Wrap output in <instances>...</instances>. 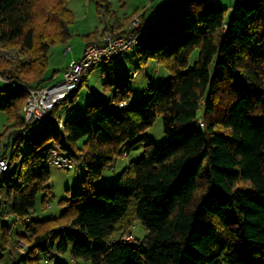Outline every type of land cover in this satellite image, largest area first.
Masks as SVG:
<instances>
[{
    "label": "trees",
    "instance_id": "16d2710c",
    "mask_svg": "<svg viewBox=\"0 0 264 264\" xmlns=\"http://www.w3.org/2000/svg\"><path fill=\"white\" fill-rule=\"evenodd\" d=\"M95 1L98 14L115 17L109 0ZM66 3L0 0L1 39L28 56L0 58V81L15 83L0 87L8 92L0 109L14 120L5 134L12 154L0 206L10 202L24 227L17 240L28 243L26 254L12 246L16 263L47 264L42 254L52 259L68 251L90 264H264V0H239L228 11L209 0H167L152 19L143 11L136 54L167 69L164 81L149 85L136 103L126 86L107 101L95 93L81 116L60 125L59 108L75 104L80 85L50 110L31 135L30 152L11 168L24 133L34 131L20 116L26 87L52 78L56 70L45 76L49 49L71 37L74 15ZM116 25L84 34L85 45ZM222 92L229 102L221 111L215 99ZM122 100L128 106L113 107ZM157 116L168 140L160 146L146 134ZM138 143L143 155L95 186ZM50 146L70 156L72 166H84L81 186L60 200L58 215L29 219L37 196L44 204L50 194ZM137 220L146 233L123 243L120 236Z\"/></svg>",
    "mask_w": 264,
    "mask_h": 264
},
{
    "label": "rangeland",
    "instance_id": "374dc122",
    "mask_svg": "<svg viewBox=\"0 0 264 264\" xmlns=\"http://www.w3.org/2000/svg\"><path fill=\"white\" fill-rule=\"evenodd\" d=\"M167 0H111V6L114 10V15H135L138 12L146 11L147 16H151L162 3ZM220 4L225 7L227 11L230 7L239 0H209ZM67 7L73 12L74 21L71 26V37L68 40L69 46L65 49V43L53 44L49 49L48 64L45 76L49 77L54 70L59 73L65 63L72 58L73 49L83 44V35L87 34L94 29L98 31L102 30V23L108 19L114 18V16H108L105 13L98 14L96 12V1L95 0H67ZM116 12V13H115ZM116 16V15H115ZM133 16L130 18L132 19ZM128 21V28H129ZM109 30H119L109 29ZM128 31V30H127ZM125 32V31H124ZM119 31V33H124ZM100 33V32H99ZM104 33V32H103ZM97 40V39H96ZM94 40V41H96ZM92 42V41H91ZM90 43V42H89ZM88 44V43H87ZM67 45V44H66ZM65 49V50H64ZM137 44L133 45V48L126 52L125 56L119 60H107L105 62L97 64L91 68L86 74L81 86L78 89V94L75 104L80 106V110L76 113L63 114V119H72L81 116L87 104L93 98V94L97 93L98 98L107 101L112 98V95L116 91L117 86H126L132 89V93L129 97L131 103H136L138 100L143 98L144 92L147 90L149 85L157 86L161 84L164 79L161 76H168V71L163 66L158 65V69L153 68L156 63L153 59L148 60L146 63H141L136 54ZM81 56V54H80ZM80 56H78L80 58ZM198 56V48H195L189 56V65H191ZM78 58V59H79ZM77 60V59H75ZM74 61V60H73ZM138 69V74L133 75V71ZM137 72V71H136ZM145 80V81H144ZM147 81V83H146ZM144 82V83H143ZM7 82L0 81V87H6ZM8 97V92L0 91V101L4 102ZM216 107H225L229 102V96L225 93H221L220 97L215 99ZM64 105L59 108V112L64 110ZM21 118H24L23 112H20ZM14 124V120L10 118L9 114L0 109V153L6 154L10 157L12 154V146H7V138L5 134ZM194 126H198L195 123ZM36 130L24 133V137L19 142V150L21 156L17 160L12 159L11 168L15 167L18 161H21L22 154L29 153L33 147V141L31 135ZM7 132V133H6ZM146 134L149 136V140L155 146H160L166 143L168 140L163 132L162 119L157 116L155 121L146 130ZM144 143H138L135 145L128 155L118 157L112 168H105L101 176L94 182L95 186L100 184L106 185L112 179H114L124 168L126 162L136 161L143 155ZM49 177L47 185L50 190V194L47 195L46 202L42 204L41 198L42 193L37 196L34 207L30 210L29 219H41L54 217L63 209L60 204L62 198L69 196L71 192L76 191L81 186V180L84 175L85 169L82 164L78 166H72L70 169H62L55 167L50 161L47 164ZM4 179V178H2ZM0 179V180H2ZM9 183L7 179L5 184ZM0 184L5 185L2 181ZM24 227L21 222L16 219L10 208V202L3 203L0 206V264H17L15 256L11 253L12 246L16 249L15 244L19 237L18 234L23 232ZM135 240L139 242L142 236L146 233L140 221H136L131 232ZM28 243L24 240H20ZM17 250V249H16ZM42 262L47 264H90L82 259H72L67 252L63 254H56L52 259L48 255L42 254Z\"/></svg>",
    "mask_w": 264,
    "mask_h": 264
},
{
    "label": "built area",
    "instance_id": "2783aa9c",
    "mask_svg": "<svg viewBox=\"0 0 264 264\" xmlns=\"http://www.w3.org/2000/svg\"><path fill=\"white\" fill-rule=\"evenodd\" d=\"M142 13H136L129 22L128 31L119 33L116 30H107L102 33L96 41L86 44L83 48L79 59L71 61V63L62 70L61 78L55 82L44 83L38 86H27V96L22 106L25 126L28 131L38 129L39 125L45 121V117L50 110L56 105H62L69 95L79 87L89 70L97 64L107 60L122 59L126 52L137 44L141 37L142 30L146 25H142ZM139 30V31H138ZM0 58L6 61L16 59L28 60V56L19 48L7 46L1 39L0 32ZM136 71L133 75H136ZM3 78L0 76V80ZM10 88L15 86L13 81L7 80ZM128 102L122 100L113 105L114 108L126 107ZM68 111L76 112L79 110L78 104L66 106ZM201 123V122H200ZM62 124V119H59ZM46 153L49 155V161L55 167L62 169H70L72 167V159L67 154L60 152L55 147H47ZM10 162L8 157H0V179L8 175ZM123 243L133 244L136 242L131 232L124 233L120 236ZM15 247L22 254L27 253L28 245L20 240L16 241Z\"/></svg>",
    "mask_w": 264,
    "mask_h": 264
},
{
    "label": "crops",
    "instance_id": "0c3cea01",
    "mask_svg": "<svg viewBox=\"0 0 264 264\" xmlns=\"http://www.w3.org/2000/svg\"><path fill=\"white\" fill-rule=\"evenodd\" d=\"M87 1H89V0H87ZM111 0H109V2H110ZM111 3V2H110ZM111 8H112V6H111ZM70 9V8H69ZM71 10V9H70ZM114 11V10H113ZM97 12V11H96ZM116 13V12H115ZM155 14H156V11L151 15V16H147V12L144 10V18L145 19H152V17H154L155 16ZM116 16L114 17V18H111L110 16V19H108L106 22H103L102 23V27L104 28V27H107V26H109L110 24H112L113 22H114V20H118V22H119V25H116L117 27V30H119V31H121V32H126L127 30H128V22H126L125 20V15H118V13H116L115 14ZM75 17V16H74ZM72 26V25H71ZM71 26H70V31H71ZM69 42V41H68ZM68 42L67 43H65V49H66V51L69 49L70 50V46L68 45ZM67 44V45H66ZM67 46H69V48L67 47ZM84 46H85V41L83 40V44L80 46L79 45V47H75L74 49H73V47L71 48V50H73V53H72V58H71V61H73V60H75V59H78L79 57L78 56H80V54H82V51H83V48H84ZM68 49H67V48ZM64 49V50H65ZM71 61L70 60H68L66 63H65V65L62 67V69H61V71L59 72V73H55V74H53L52 75V78L50 79V80H48L46 83H49V82H55V81H57V80H59L60 78H61V75H62V70L65 68V67H67L70 63H71ZM155 65L153 66V68H155V69H158V64L157 63H154ZM135 70H137V74H138V69H135ZM133 73V72H132ZM136 74V75H137ZM164 78H166V76H161V79H164ZM145 81V80H144ZM144 83V82H143ZM146 83H147V81H146ZM78 94V93H77ZM129 101H130V99H129ZM70 114V113H75V112H69L65 107H64V110L62 111V112H59V116H60V118L62 119V120H64L63 119V114ZM75 118V117H74ZM128 163L129 162H126L125 163V166H127L128 165ZM124 166V167H125ZM99 186H103V184H100Z\"/></svg>",
    "mask_w": 264,
    "mask_h": 264
}]
</instances>
